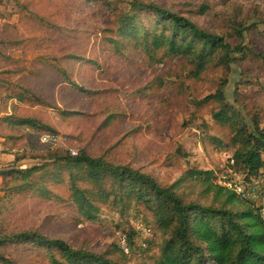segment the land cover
Here are the masks:
<instances>
[{
	"label": "rangeland",
	"instance_id": "rangeland-1",
	"mask_svg": "<svg viewBox=\"0 0 264 264\" xmlns=\"http://www.w3.org/2000/svg\"><path fill=\"white\" fill-rule=\"evenodd\" d=\"M137 2L183 14L233 46L244 28L245 51L223 62L221 49L178 35L172 21ZM0 6V37L25 40L24 51H13L7 96L24 95L14 111L41 123L16 129L23 138L16 146L29 147L28 167H38L16 179L1 201L0 236L37 230L119 264H159L172 230L161 227L148 203L111 179L96 186L85 167L48 154L84 149L164 186L182 180L176 188L185 201L219 206L223 198L207 189L206 174L194 172L212 171L214 185L246 178L232 158L244 144L242 133L214 114L226 102L239 129L258 124L264 131V0H2ZM174 33L203 58L155 47L157 35ZM221 89V101L210 98ZM42 125L62 141L43 142ZM73 179L87 192L83 203ZM1 255L15 264L66 262L58 250L15 241L0 244Z\"/></svg>",
	"mask_w": 264,
	"mask_h": 264
},
{
	"label": "trees",
	"instance_id": "trees-1",
	"mask_svg": "<svg viewBox=\"0 0 264 264\" xmlns=\"http://www.w3.org/2000/svg\"><path fill=\"white\" fill-rule=\"evenodd\" d=\"M137 6L146 7L153 13L168 18L178 29V35L191 34L203 40L209 47H218L222 50L223 62L231 63L235 60V54H242L245 51L244 28L237 31L241 42L233 46L223 35L210 32L187 16L160 4L137 2ZM177 33L168 39H163L164 35H157L154 42L155 47L161 48L162 45H167L170 53L174 55H193L200 61L203 56L200 52L198 55L194 54L191 47L192 41L186 44L178 43ZM23 42L25 40L22 38L12 40L0 37V57H7L11 60L7 53L8 50L19 48L24 51ZM224 95V89H221L217 95L210 96V98L221 101ZM17 98L23 102L25 96L21 94ZM221 107L214 114L215 119L230 123L242 133L244 139L243 146L232 155L235 161L234 166L238 169L237 166L241 165L249 180L259 176L264 172V131L258 124H255L252 131H249L247 126L239 129V122L235 123L233 115L229 113L232 106L221 101ZM7 120L8 126L12 129L19 126L36 129L41 125L37 118L23 117L18 114L9 116ZM43 127L46 133L44 132L42 137L48 134L47 132L58 133L49 126ZM12 137L22 138V135L14 134ZM71 150H68L66 155L57 153L48 155L51 159L64 162L69 167H85L90 180L96 186H103L111 179L120 186L130 188L140 199L150 205L161 227L165 230H172L171 237L163 248L159 264H206L208 258L214 259L216 264H264V218L258 203L238 198L234 191L223 185H214L211 182L212 171H195L194 174H206V180L203 182L206 183L207 189H215V193L223 198L219 206L185 201L176 188L182 180L175 185L164 186L152 175L130 165L112 163L105 157L93 156L84 149L73 155ZM23 157H30L27 145L24 147ZM20 158L19 156L18 159ZM36 167L38 166L13 168L3 172L6 194L0 197V203L14 188V181L28 177L32 171L37 169ZM73 184L77 201L83 203L87 200L86 190L79 188L74 179ZM8 241L58 250L66 262L53 257L52 264H119L106 255L76 249L62 238H52L37 230H22L0 236V244ZM0 261L2 264H15L3 255L0 256Z\"/></svg>",
	"mask_w": 264,
	"mask_h": 264
},
{
	"label": "crops",
	"instance_id": "crops-1",
	"mask_svg": "<svg viewBox=\"0 0 264 264\" xmlns=\"http://www.w3.org/2000/svg\"><path fill=\"white\" fill-rule=\"evenodd\" d=\"M13 51H15V48H11L7 52L11 58L16 57L13 55ZM17 58L20 57L18 56ZM10 64H12V60H8L7 57H0V197L6 194L5 176L3 175V172H6L13 168L20 169L29 166V158L23 157L24 146H16L15 140H18V137H12V135H14L17 131V128L21 127L23 131L24 126H19L14 129L8 126L7 118L9 116L17 114L14 109L16 110L17 105L19 104V102H21L12 94H9V98L7 96L8 85L5 83V79H9L7 78V73L8 71H10ZM16 135L18 136L22 134ZM19 156L21 157L20 159H18Z\"/></svg>",
	"mask_w": 264,
	"mask_h": 264
},
{
	"label": "built area",
	"instance_id": "built-area-1",
	"mask_svg": "<svg viewBox=\"0 0 264 264\" xmlns=\"http://www.w3.org/2000/svg\"><path fill=\"white\" fill-rule=\"evenodd\" d=\"M63 137L59 133H49L42 137L45 143H59ZM79 150L72 149L73 155L78 154ZM235 175H237L235 173ZM224 185L234 191L240 199L256 202L259 205L261 214L264 218V172L250 180L237 176V178H229L224 182Z\"/></svg>",
	"mask_w": 264,
	"mask_h": 264
}]
</instances>
